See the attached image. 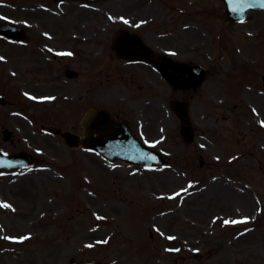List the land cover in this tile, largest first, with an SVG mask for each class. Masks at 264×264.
<instances>
[{"label": "rangeland", "instance_id": "rangeland-1", "mask_svg": "<svg viewBox=\"0 0 264 264\" xmlns=\"http://www.w3.org/2000/svg\"><path fill=\"white\" fill-rule=\"evenodd\" d=\"M0 1V21L31 19L19 17L15 0ZM175 1L170 11L159 0L101 3L118 28L131 22V4L146 5L166 31L164 47L205 71L185 91L161 81L156 135L146 141L165 154V166L108 163L43 131L16 80L29 60L0 37V95L8 100L0 105V150L36 159L0 170V204L11 206L0 207V264H264V49L258 66L245 53L241 27L224 23L220 0ZM74 9L90 8L67 4L64 11ZM177 97L190 106V144L168 106ZM4 128L13 143L2 140Z\"/></svg>", "mask_w": 264, "mask_h": 264}, {"label": "flooded vegetation", "instance_id": "flooded-vegetation-1", "mask_svg": "<svg viewBox=\"0 0 264 264\" xmlns=\"http://www.w3.org/2000/svg\"><path fill=\"white\" fill-rule=\"evenodd\" d=\"M15 1L20 18L23 13L31 14L30 20H18L27 38L13 43L18 49L17 58L29 60V68L16 80L22 99L31 104L35 119L83 137L85 116L90 111L105 109L115 119L128 122L141 139L156 135L155 118L161 102L159 88L162 80L166 82L165 77L153 63L123 58L113 50L112 38L119 30L113 11L102 9L101 3ZM159 1L168 11L172 10L171 3L176 2ZM0 3L6 5L4 1ZM77 3L90 9L83 13L74 9L67 15L66 5ZM129 16L128 31L137 35L156 55L180 59L174 56V50L164 47L166 31L154 21L146 5L131 4ZM224 17L227 28L230 25L241 27L244 38L248 39L245 53L257 56L260 66L264 12H250L239 23L229 21L226 14ZM259 77L261 80V73ZM48 97L54 99H45Z\"/></svg>", "mask_w": 264, "mask_h": 264}, {"label": "water", "instance_id": "water-1", "mask_svg": "<svg viewBox=\"0 0 264 264\" xmlns=\"http://www.w3.org/2000/svg\"><path fill=\"white\" fill-rule=\"evenodd\" d=\"M96 1V0H93ZM226 5V11L231 18H240L247 14L251 9L264 10V0H223ZM16 26L9 23L0 24V34L9 38L18 35ZM113 47L121 56L132 58H141L156 62L159 69L176 86H185L199 82L203 77V72L197 67L185 66L172 62L167 59L156 58L145 46L136 39H132L126 32H118L113 39ZM192 72L194 78L183 79V75ZM184 80V81H183ZM0 103H5L3 97H0ZM172 108L181 119V132L185 141L193 139L191 129L184 104L173 102ZM89 136L81 143L85 148L92 149L101 154L108 161L116 159L124 160L133 164H142L144 166H154L164 164L166 160L163 156L142 144L129 130L127 125L116 123L107 117L103 111L92 114L86 122ZM52 130V128H50ZM70 144H79L78 138L72 139L70 134L61 133ZM5 138L7 135L5 134ZM30 159L20 154L5 155L0 153V167H11L19 164L29 163ZM69 264H99L96 261L77 262L71 260Z\"/></svg>", "mask_w": 264, "mask_h": 264}, {"label": "snow or ice", "instance_id": "snow-or-ice-1", "mask_svg": "<svg viewBox=\"0 0 264 264\" xmlns=\"http://www.w3.org/2000/svg\"><path fill=\"white\" fill-rule=\"evenodd\" d=\"M124 22L127 23V21H124ZM61 55H71V53H62ZM0 59H3V58L0 57ZM33 99H35V98L33 97ZM45 99H54V98L48 97ZM176 195H179V193H177ZM0 207H11V206L7 205V204H0ZM243 222H246V218L244 221H231V223H243ZM227 223H229V221H225V224H227ZM5 238L9 239L8 237H5ZM23 239H28V237H24ZM170 239H172V238L170 237ZM104 242L106 243L107 241H104ZM89 247H90V245H89Z\"/></svg>", "mask_w": 264, "mask_h": 264}]
</instances>
